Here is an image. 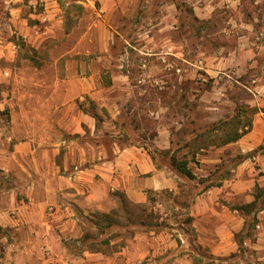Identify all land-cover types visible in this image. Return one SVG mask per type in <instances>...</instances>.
<instances>
[{"label":"crops","instance_id":"obj_1","mask_svg":"<svg viewBox=\"0 0 264 264\" xmlns=\"http://www.w3.org/2000/svg\"><path fill=\"white\" fill-rule=\"evenodd\" d=\"M217 1L234 10L241 2L197 0L202 7H195L196 13L209 18ZM176 2L76 0L95 20L71 52L47 57L41 67V63L20 57L14 42L0 38V85L13 82L12 98L0 100V228L4 231L0 264H264V197L257 199L251 212L243 208L264 191L262 111L247 134L223 146L238 154L225 175L223 163L201 175L220 174L218 183L201 188L188 204L174 203L176 210L186 212L185 222L165 214L158 219L157 228L147 229L142 222V228L128 238L123 233L109 239L118 232L114 230L107 233L109 250H103V240L98 239L105 235L99 215H115L125 207L119 194L126 205L144 209L151 205L152 196L182 195L183 174L161 163L145 147V140L123 146L119 132H113L115 127L107 129L110 123L104 116L118 120L126 111L125 103L137 98L130 75L120 65L112 66V57L106 55L113 49L111 36L120 34L114 23L128 20L131 28L142 26L139 30L145 37L151 32L164 34L168 18L173 23L179 20ZM154 8L156 23L145 29L144 23L155 19L151 18ZM18 9L12 27L20 29L26 47L40 50L34 28ZM48 10V18L55 19L56 8ZM91 34H98L95 50L100 53L82 47ZM161 43L155 46L160 48ZM148 47L149 43H143L140 50ZM226 59L213 56L207 64L220 68L228 64ZM112 67L106 77L105 69ZM7 110L8 121L3 118ZM168 110L162 105L152 113L161 119ZM158 130L155 148L167 151L172 129L160 124ZM105 132L113 139L111 150L103 142ZM184 160H189L192 171L195 160ZM196 161L200 162L198 157ZM201 162L218 164L224 159Z\"/></svg>","mask_w":264,"mask_h":264},{"label":"rangeland","instance_id":"obj_2","mask_svg":"<svg viewBox=\"0 0 264 264\" xmlns=\"http://www.w3.org/2000/svg\"><path fill=\"white\" fill-rule=\"evenodd\" d=\"M74 1L0 0V38L14 42L20 49V57L41 63V67L47 57L54 55L57 58L71 52L78 45L83 31L95 20L90 12ZM176 3L179 20L173 23L174 19L168 18L164 34L151 32L150 37H145L139 30L142 26L131 28L128 20H116L114 23L120 34L111 36L110 45L113 49L106 55L112 57V66L118 64L121 71L130 75L137 98L125 103L126 111L119 115L118 120H113L111 115L104 116L110 123L107 129L115 127L113 132H119L123 146L137 139L145 140L148 143L145 147H150L159 161L165 164H169L164 155L166 152L170 155L175 153L180 160L192 158L195 160L192 171H196L199 176L189 179L183 175L180 182L182 195L169 193L162 198L152 196L151 205L145 209L121 206L114 212L115 215L110 216L114 225L110 224L109 231L105 230L108 223L102 221L104 228L101 231L105 235L102 238L98 236V239L103 241L123 233L128 238L142 228V222L147 229L157 228L158 219L165 214L185 222L186 212L176 210L174 203L188 204L201 188L210 185V182L218 183L220 174L212 173L209 178L201 176L206 175V170L213 172L223 163L222 175H225V169L233 166L238 159L234 149L224 150L218 144L226 134L222 130L210 133L217 143L207 138L203 149L199 148L202 142L189 148L185 147L186 143L198 134H206L220 121H231L235 117L242 121L241 128H250L258 112L264 113V0H241L237 10L217 1L214 3L213 15L211 13L209 18L196 13L195 7H202V3L197 0H177ZM16 8L17 11L21 8L20 16L26 18L28 26L34 28L36 41L42 45L40 50L31 51L30 47H26V39L20 29L12 27ZM48 8H56L55 19L48 18ZM155 9L151 14V18L155 19L147 20L145 29L156 23ZM94 18H97L96 15ZM97 41L98 34H91L87 42H82V47L90 48L94 54L100 53L95 50ZM160 41L163 43L157 48L156 42ZM143 43H149L151 48L140 50ZM213 56L227 58L224 63L228 64L220 68L209 67L207 60ZM67 58L72 59L70 55ZM112 69H105L104 75L110 77ZM209 70L216 73H210ZM12 84L1 83L0 100L12 98ZM3 92L7 93L2 95ZM162 105H166L169 110L165 115L162 114L163 118L158 119L157 114L152 112H157ZM6 113L3 118L8 121L11 119L10 111ZM160 124L172 129L171 148L167 151L155 148ZM109 135L106 132L103 134V142L111 150L113 139ZM197 157L200 162L196 161ZM216 158H222L224 162H201ZM226 158L230 161L225 162ZM114 230L118 232L106 239ZM105 245L102 244V249L109 250Z\"/></svg>","mask_w":264,"mask_h":264},{"label":"trees","instance_id":"obj_3","mask_svg":"<svg viewBox=\"0 0 264 264\" xmlns=\"http://www.w3.org/2000/svg\"><path fill=\"white\" fill-rule=\"evenodd\" d=\"M257 111V109L255 110ZM258 112V111H257ZM238 117L233 118L231 121L229 120H225V121H220L217 125H215L213 128L209 129V131H206V134L202 133V134H198L197 136H195L190 142L186 143L185 147L189 148L191 146H195L198 145L199 142H202L203 144L199 147L200 149L204 148V144H205V140L211 139L213 142L217 141L211 137L210 133L213 132H217V131H225L226 134L224 136L223 139H221V142H218L219 145L224 146L233 142L238 141L242 136H244L245 134H247L251 128H252V124L251 127H246L244 126L243 128H241V123L242 121L239 119L237 120ZM165 158L169 160V165L175 169H177L178 171H180L183 175L187 176L189 179H195V175L192 173V171L189 169L188 164L189 161L188 160H180L176 157L175 153H173V155H170L169 152H166L165 154ZM121 199V203L123 205L126 206V200L124 198L123 195H118ZM264 197V191H259L258 194H256V201L250 205H247L245 207H243L244 209H247L248 212H251L252 210H254L257 207V199L259 198H263ZM264 203V201H263ZM111 215H99L98 217V222L102 223L106 221V224L108 223V225L106 226H111L113 223L111 221ZM111 221V222H110ZM111 224V225H110ZM145 225V223H143ZM4 234V231L0 228V235ZM89 238V236H88ZM102 244H109V241H102ZM241 245V242H240Z\"/></svg>","mask_w":264,"mask_h":264},{"label":"built area","instance_id":"obj_4","mask_svg":"<svg viewBox=\"0 0 264 264\" xmlns=\"http://www.w3.org/2000/svg\"><path fill=\"white\" fill-rule=\"evenodd\" d=\"M179 71V70H178ZM220 79H222V78H220Z\"/></svg>","mask_w":264,"mask_h":264}]
</instances>
